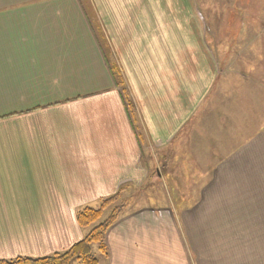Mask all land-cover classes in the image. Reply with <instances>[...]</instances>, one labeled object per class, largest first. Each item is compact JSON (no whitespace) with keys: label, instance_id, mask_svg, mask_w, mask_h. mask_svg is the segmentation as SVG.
I'll list each match as a JSON object with an SVG mask.
<instances>
[{"label":"crops","instance_id":"crops-1","mask_svg":"<svg viewBox=\"0 0 264 264\" xmlns=\"http://www.w3.org/2000/svg\"><path fill=\"white\" fill-rule=\"evenodd\" d=\"M201 23L192 0H0V259L135 194L99 264H264V65L221 82Z\"/></svg>","mask_w":264,"mask_h":264},{"label":"rangeland","instance_id":"rangeland-1","mask_svg":"<svg viewBox=\"0 0 264 264\" xmlns=\"http://www.w3.org/2000/svg\"><path fill=\"white\" fill-rule=\"evenodd\" d=\"M192 3L197 16L199 15L202 22V28L200 27L199 30L205 33V42H207L209 57L213 61L215 74L218 73V69L221 70L219 72V80L221 82L228 84L231 81L243 80V76L238 74L236 70L241 74L247 75L249 66L257 59L259 64L264 65V0H192ZM69 12L75 14L71 9ZM85 14L91 22L90 15L87 12ZM15 25L16 32H22L25 24L17 19ZM255 35L257 37L254 39ZM248 40L250 44L249 50L252 52L250 57L247 51ZM203 45L205 46L206 44ZM260 48V53L256 55V51H259ZM254 56L255 61L253 60ZM215 58L219 61V68L216 66ZM194 126L197 125L193 122ZM206 132L205 143H210V137L212 139L215 137L211 135L212 130H209V127H207ZM199 138L200 136L195 139L199 142ZM200 141V144H204L203 139ZM197 149V145L193 142L195 154H197ZM165 185L167 186L166 183ZM149 187H151V184H149ZM130 196H133V198H130ZM134 197L135 194L124 195L123 198L120 196L119 203L115 204L131 203ZM109 211L108 209L104 213L101 220L108 216ZM97 251V244L94 243L92 245V253L94 254L95 252L96 254ZM72 264H79V262L74 260Z\"/></svg>","mask_w":264,"mask_h":264},{"label":"trees","instance_id":"trees-1","mask_svg":"<svg viewBox=\"0 0 264 264\" xmlns=\"http://www.w3.org/2000/svg\"><path fill=\"white\" fill-rule=\"evenodd\" d=\"M119 198L120 194H115L102 200L97 208L85 207L78 211V224L89 228V231L69 249L43 257L19 256L8 260L0 259V264H72L74 260H78L79 264H99L98 258L92 253L91 246L94 243L97 244L99 252L107 255L105 233L115 223L125 205L124 203L115 204L119 203ZM108 209L110 210L108 216L101 220Z\"/></svg>","mask_w":264,"mask_h":264}]
</instances>
